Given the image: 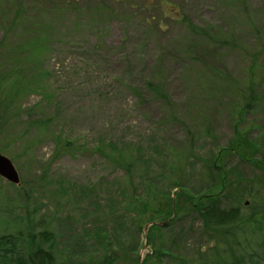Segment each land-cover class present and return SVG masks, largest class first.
Wrapping results in <instances>:
<instances>
[{"label":"rangeland","instance_id":"obj_1","mask_svg":"<svg viewBox=\"0 0 264 264\" xmlns=\"http://www.w3.org/2000/svg\"><path fill=\"white\" fill-rule=\"evenodd\" d=\"M28 4L46 26L34 70L44 84L22 99L20 122L0 140L8 146L0 154L12 161L21 182L0 178V235L12 232L15 222L20 229L29 217L43 218L56 228L59 264H99L111 252L117 256L112 264H142L158 248L160 264H176L215 245L184 193L194 201L251 180L264 201V179L252 180L251 165L239 160L234 145L236 129L247 128L243 154L264 158V106L235 128L239 94L248 85L264 105V0ZM133 4L141 6L139 16ZM40 119L44 126L33 124ZM56 136L72 148L55 154ZM107 144L133 152L131 175L95 151ZM144 204L149 207L138 213L132 209ZM152 209L172 215L156 217L159 230L151 234L153 223L139 226Z\"/></svg>","mask_w":264,"mask_h":264},{"label":"trees","instance_id":"obj_2","mask_svg":"<svg viewBox=\"0 0 264 264\" xmlns=\"http://www.w3.org/2000/svg\"><path fill=\"white\" fill-rule=\"evenodd\" d=\"M28 1L0 0V23L2 25L0 36V140L9 138L10 132L15 130V126L20 122V113L23 107L20 102L22 99L33 94V88L37 86L36 84H44L43 81L37 79L34 70L39 68L38 64L44 53L42 49L46 40V26L37 21L35 16L38 12L35 15L29 10ZM40 1L47 2L48 0ZM134 5L132 8L137 7L139 16L142 8ZM142 7L146 10L145 5ZM41 13L42 11L39 12V14ZM189 27L198 34H207L204 29L193 25H189ZM18 52L21 56L23 55L20 62L13 61L11 64L2 62L4 59L13 60L14 55ZM25 56L26 58L23 59ZM159 86L154 84L152 88L159 92L157 94L170 108L169 98L159 89ZM239 95L237 109L240 119L236 122L235 128L239 121H244L245 115H258L263 111L264 106L262 105L261 94L254 93L253 86L248 85ZM169 116L172 120L175 118L174 113L172 115L169 113ZM33 124L44 126V121L43 119L36 120ZM205 130L210 135V130L208 128ZM244 130L248 131L247 128H243V131L237 128L234 135L235 149L239 151L237 157L241 162L251 165L255 173L252 180L264 179V158L248 160L247 156L243 154V148L249 140L247 139L248 133ZM55 143V154L67 152L73 146L71 141L69 142L61 136L55 137ZM7 147V145L0 146V150L8 152ZM107 149L110 151H106ZM95 151L100 152L103 157L112 159L114 166L124 169L128 175L135 171V167L132 166L134 165L132 162L134 160L133 152L130 149H118L114 145L107 144L104 145V148L96 147ZM9 155L12 157V153ZM12 160H15V157H12ZM245 184L244 187L240 184L234 188L231 186L230 190L229 188L226 189V192L222 190L217 195L207 194V191L206 194L200 195L202 198L194 201L184 193L183 196L187 197L189 207L202 220V229L209 232H206V235L210 236L209 240L214 241L215 245L213 249L208 246L204 254H200L196 260L194 258L189 260L177 259L176 264L198 262H207L208 264H264V201L261 202L260 200V188L256 189L251 180ZM86 191L90 192L91 190ZM241 194H247L250 200H243ZM181 195L176 198L182 199L179 197ZM230 197L236 201L235 205H232L233 201L229 203ZM247 203L248 206H246ZM145 207L148 208L149 204H144L143 208L133 207L132 209L138 213L140 209L144 210ZM162 215L170 216L172 211H167ZM162 215L161 212L153 210L152 217L146 222H140L139 228L143 224H152L158 219L156 217L161 218ZM136 217L141 218L139 214ZM26 220L25 228L16 229L14 227L15 222L11 226L13 228L8 227L12 232L6 233L5 231L0 235V264H59V258H56L54 254V250H57L55 243L58 236L52 221L40 218L36 222L32 217ZM154 229L159 230L155 223L150 229L151 234ZM23 230L26 232L30 230V233H25ZM162 256V251L158 248L153 251V255L147 256L142 264H160ZM103 257L99 264H112L116 261L117 256L111 252ZM69 262L70 264H79L80 261Z\"/></svg>","mask_w":264,"mask_h":264},{"label":"water","instance_id":"obj_3","mask_svg":"<svg viewBox=\"0 0 264 264\" xmlns=\"http://www.w3.org/2000/svg\"><path fill=\"white\" fill-rule=\"evenodd\" d=\"M0 178L6 180L8 183H11L14 186L21 183L19 173L15 169L12 161L2 154H0Z\"/></svg>","mask_w":264,"mask_h":264}]
</instances>
